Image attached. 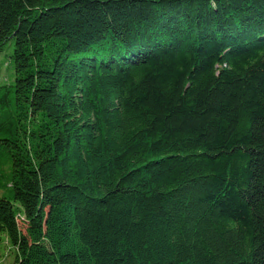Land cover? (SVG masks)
I'll use <instances>...</instances> for the list:
<instances>
[{"label":"trees","instance_id":"16d2710c","mask_svg":"<svg viewBox=\"0 0 264 264\" xmlns=\"http://www.w3.org/2000/svg\"><path fill=\"white\" fill-rule=\"evenodd\" d=\"M11 41L0 264H264V0H0Z\"/></svg>","mask_w":264,"mask_h":264},{"label":"rangeland","instance_id":"374dc122","mask_svg":"<svg viewBox=\"0 0 264 264\" xmlns=\"http://www.w3.org/2000/svg\"><path fill=\"white\" fill-rule=\"evenodd\" d=\"M12 53V41L4 44L0 50V85L9 86L14 80V61ZM5 262V264H11L10 259H7Z\"/></svg>","mask_w":264,"mask_h":264}]
</instances>
